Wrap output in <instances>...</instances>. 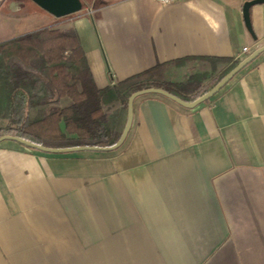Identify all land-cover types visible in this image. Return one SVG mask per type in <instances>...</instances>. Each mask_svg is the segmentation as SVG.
Masks as SVG:
<instances>
[{"label": "crops", "instance_id": "obj_1", "mask_svg": "<svg viewBox=\"0 0 264 264\" xmlns=\"http://www.w3.org/2000/svg\"><path fill=\"white\" fill-rule=\"evenodd\" d=\"M242 1L89 0L56 26L74 31L105 87L177 58L239 61L263 47L264 2L250 7L249 31ZM0 264H264V50L192 108L137 96L114 150L0 141Z\"/></svg>", "mask_w": 264, "mask_h": 264}, {"label": "trees", "instance_id": "obj_2", "mask_svg": "<svg viewBox=\"0 0 264 264\" xmlns=\"http://www.w3.org/2000/svg\"><path fill=\"white\" fill-rule=\"evenodd\" d=\"M189 61L210 65L180 81L164 78L166 69ZM237 62L217 56L177 58L97 87L74 31L46 25L0 41V136L47 147L111 146L125 123L132 92L160 87L191 101ZM221 64L226 66L203 84Z\"/></svg>", "mask_w": 264, "mask_h": 264}, {"label": "water", "instance_id": "obj_3", "mask_svg": "<svg viewBox=\"0 0 264 264\" xmlns=\"http://www.w3.org/2000/svg\"><path fill=\"white\" fill-rule=\"evenodd\" d=\"M35 3L39 8L47 12L48 14L52 15L53 17H63L70 14H73L79 11L82 7L81 0H31ZM264 0H246L243 2L241 6V14L244 21L245 26L249 31H251L250 19H249V9L252 5L257 3H263ZM262 50H264V46L257 48L253 52H251L246 57L239 60L230 70H228L221 79L216 82L211 88H209L206 92L202 93L201 95L197 96L191 101H184L179 97L167 92L163 88L159 87H149L136 90L132 92L127 98V108H126V118L121 133L114 144L111 146H69V147H47L41 144L26 140L19 136L14 135H1L0 141L2 140H13L16 141L24 146L29 148L37 149L44 152H51V153H66L72 151H79V150H94V151H110L118 148L126 138V135L129 131L131 126L132 116H133V101L134 99L142 94L146 93H157L163 95L174 102L188 108H192L199 103L207 100L213 94H215L225 83H227L233 75L239 72L245 65H247L250 61H252Z\"/></svg>", "mask_w": 264, "mask_h": 264}, {"label": "rangeland", "instance_id": "obj_4", "mask_svg": "<svg viewBox=\"0 0 264 264\" xmlns=\"http://www.w3.org/2000/svg\"><path fill=\"white\" fill-rule=\"evenodd\" d=\"M15 1L21 5L18 12L12 15L8 7V3ZM89 0H81L82 7L79 11L84 10ZM223 4L230 6L238 3L241 0H219ZM246 0H243V3ZM33 11L41 10L31 0H6L2 7H0V41L20 35L22 33L30 32L46 25L59 24L62 17H53L47 13L40 15L34 14ZM78 12V11H77ZM9 13V14H7ZM12 15V16H7ZM4 16H7L4 17ZM66 17V16H63Z\"/></svg>", "mask_w": 264, "mask_h": 264}, {"label": "built area", "instance_id": "obj_5", "mask_svg": "<svg viewBox=\"0 0 264 264\" xmlns=\"http://www.w3.org/2000/svg\"><path fill=\"white\" fill-rule=\"evenodd\" d=\"M155 1L162 3V4H167V3H170V2L175 1V0H155ZM245 51H247V47L244 46V47H242V52H245Z\"/></svg>", "mask_w": 264, "mask_h": 264}]
</instances>
